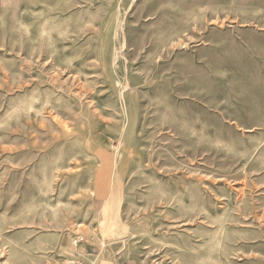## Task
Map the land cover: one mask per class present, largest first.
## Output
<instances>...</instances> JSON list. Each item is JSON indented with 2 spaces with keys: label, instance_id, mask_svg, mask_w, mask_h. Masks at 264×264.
Instances as JSON below:
<instances>
[{
  "label": "rangeland",
  "instance_id": "obj_1",
  "mask_svg": "<svg viewBox=\"0 0 264 264\" xmlns=\"http://www.w3.org/2000/svg\"><path fill=\"white\" fill-rule=\"evenodd\" d=\"M85 242L264 264V0H0V264Z\"/></svg>",
  "mask_w": 264,
  "mask_h": 264
},
{
  "label": "crops",
  "instance_id": "obj_2",
  "mask_svg": "<svg viewBox=\"0 0 264 264\" xmlns=\"http://www.w3.org/2000/svg\"><path fill=\"white\" fill-rule=\"evenodd\" d=\"M77 250L84 264H119L117 261H113L109 258H98L100 248L95 243L89 244V242H85L84 244H79ZM122 264L126 263L123 262Z\"/></svg>",
  "mask_w": 264,
  "mask_h": 264
},
{
  "label": "built area",
  "instance_id": "obj_3",
  "mask_svg": "<svg viewBox=\"0 0 264 264\" xmlns=\"http://www.w3.org/2000/svg\"><path fill=\"white\" fill-rule=\"evenodd\" d=\"M78 239H76L75 241H74V243L76 244V241H77ZM78 264H81L80 262H78Z\"/></svg>",
  "mask_w": 264,
  "mask_h": 264
}]
</instances>
